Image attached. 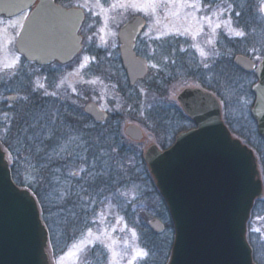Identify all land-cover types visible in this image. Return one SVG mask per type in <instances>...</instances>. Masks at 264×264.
<instances>
[{"label":"rangeland","instance_id":"obj_1","mask_svg":"<svg viewBox=\"0 0 264 264\" xmlns=\"http://www.w3.org/2000/svg\"><path fill=\"white\" fill-rule=\"evenodd\" d=\"M77 1L87 11V54L82 57V66L93 64L91 58L99 55L102 59L107 61L106 64L109 66V69L112 70L110 73L112 77L109 75L106 76L109 72L106 68H103L100 69L101 75L108 77L105 78L107 81L101 76L97 75V77H95L92 73L87 74L89 78L85 80L79 68H76L71 72L70 77H67L68 79H65L66 76L62 79L60 85L64 87L66 92L58 85L55 88L54 95L47 94L45 99L42 98V94L44 93V91L41 90L42 88L44 89L42 81L33 78L30 68L19 65L20 62L13 46L21 24V19H6L0 17V132L2 131L1 133H3L6 142L10 143V141L17 138L14 129H17L20 125L25 126L20 114L23 110H29L30 107L35 106L36 117L33 116V118L28 121H31L29 123L31 127H38L37 125L41 124L40 122L50 120L51 116H55V113L58 112L59 118L56 120H64V126L62 127L66 131L68 127H72L69 125L70 122L66 120L69 119V116L65 115L61 109L64 107L68 110L70 105H73L78 112V107H81L83 110L85 103L92 101L108 114L109 120L118 115L123 119L122 123L117 122L120 125L118 126L120 136L118 133L116 137L113 136L114 139L121 140L122 142L120 144L114 143L116 145H114L113 142L110 143L113 144L114 148H117L112 152H121L123 155L122 157L121 154L119 155L121 158L117 155V160H120L119 162L122 164L121 171L126 173L134 171L133 167L136 166V161L133 155L137 152L142 154L144 150L151 145H156L161 148V142L164 140L162 135L159 134L158 130L156 134L153 126L147 124L146 118L141 112L134 113L135 111L133 110L131 112V117H127L125 116L127 113L123 114L120 110L121 99L119 96L121 94L120 92H123L120 82L122 84L126 82L127 84V81L121 73L119 75L121 77L119 79L121 80L118 79L110 61L112 59L117 60L118 58L117 31L119 27L131 17L140 15L147 21L144 35L139 42V51L143 56L142 58L147 59L145 52L147 46L153 47V50H156L155 61H151L150 58V62L148 63V73L151 77L160 71L158 69L159 63L161 60H164L168 49L170 52L171 49H173L182 56L184 53L189 52L190 56H187V60L193 58L197 60L198 66L201 67V70H196L201 72L205 79L212 85L214 82L220 84L219 87H216V92L214 91L212 93L215 94L220 101L224 123L229 124L230 129L237 134V136L241 137L243 141L245 140L246 143L251 145L253 150L257 149L255 153L259 158V171L263 181V196L252 208L247 222V240L250 241L249 244L251 243L250 246L253 251V258L255 257V262L257 264H264V144L254 137L253 131L256 130V127L250 117V109L254 99L247 96L248 86L251 87L255 79L252 75L242 77L237 75V78H235L236 81L230 79V63L223 55V52H227L224 46V39L241 36L237 35V32L240 31L233 26L232 20L229 17L230 10H228V7H223V5L219 3L217 8V6L212 3L211 5L213 6L214 4V6L211 9L214 11L210 12L208 11L210 8L204 6L203 0ZM256 1L253 0V2ZM258 1L256 9L253 12H257L259 17L257 22H260V27L264 30V0ZM253 38L255 39L253 43L264 45V35L257 37L253 36ZM260 57V55H255L251 59L255 62H259L260 59H262ZM212 63L221 68L220 76L212 74L214 71L211 67ZM17 64L20 66L19 70L14 69ZM204 64H208V67L205 68L203 66ZM153 65H155V67H153ZM224 74L226 75L224 76ZM223 76L224 79H222ZM157 77L160 79V81H157L158 83L163 79L162 84H160L162 86L164 85V99L160 101L163 108H170V106L173 105L178 107L176 96L183 89L199 87V85L193 82L189 77L186 79L180 71L177 74V80L171 82L168 86L167 83L164 82L168 81L167 73L162 77ZM216 77H218V79L215 80ZM232 80L235 85H238V87H236L240 92L238 95L233 93V89H230ZM145 86L143 81L138 83L135 87H131V92L135 93L140 99L141 109H143L144 104L150 103V101H146ZM10 95L16 96L15 102H10L8 100V96ZM122 95H124V101L130 100L127 96L129 94L123 92ZM157 105L160 106L159 104ZM37 117L41 119L38 121ZM128 125H136L142 130V141L133 142L125 136L124 129ZM63 129L59 130V136L70 138L65 139L66 142H62L57 149L55 147L53 148L50 153L52 157L59 155L67 157L69 154L77 153L80 149L89 150L92 148V146L80 141L81 138L74 133L72 136L67 131V134L60 135ZM118 136L121 139H119ZM94 137H98L99 139L102 138L100 136ZM58 141L59 140H56V142ZM98 142L99 141L93 142V146ZM29 153L32 156L34 154L33 152ZM123 153H133V155L128 157ZM100 156L103 158V165L106 164L107 161L112 162L114 160V155L109 154L108 151H104ZM7 158L10 166V158L8 155ZM19 166L20 172L18 173V177L16 176L19 185L16 184V182L14 183L18 187L22 185L23 189L29 190L33 195V183L30 178L31 176L27 174L30 173V171L28 168L22 170L20 162ZM79 169L82 171V168ZM62 170L63 167L60 171L54 170V172L56 171V175H54L55 178L50 184L49 192L44 195V202L42 203L40 201L39 204L36 199L41 218L44 208L47 213V218L50 221L51 232L48 230V247L46 249L49 264L144 263L149 256L148 251L142 247V243L145 241L144 232L146 228L149 230L148 221L152 218V214H157L155 208L156 205L157 208L159 206L153 190L148 188V184L151 187L150 182H137L138 184H132L129 189L124 186L110 193L107 199L103 200V198H101L102 200L100 199V201L96 202L98 197L94 195L90 197L85 191L77 189L71 192L70 188H77L78 180H80V176H82L81 172H78L75 177L69 178L66 172L67 179L63 181L64 178L61 176ZM84 170H86L85 167L83 171ZM25 174H27L26 177ZM70 175L73 176V174ZM132 175L134 177V174ZM77 193L81 197L78 200ZM138 194H140V196ZM143 195L150 201L149 208L147 207V209L150 210V208H154V211H146L143 215H137L136 207L134 214L128 218L124 210V207L127 206L126 199L130 197L135 203L136 200L137 202H145V199H140ZM70 197H73L72 200L69 199ZM66 201L69 203H72V201L77 202L84 212L82 214L84 222L79 225L80 232L75 235L77 239L69 244L67 241L70 238L67 237L69 231H65V224L69 225L70 231H79V229L73 221L76 216L72 205L66 207ZM94 202H96L95 208ZM138 222H141L139 226H137ZM163 222L165 223V221ZM172 234L168 233L173 240ZM155 236L158 238V241H155V245L160 253L153 256L149 264H159L165 256V246L167 243L165 234ZM145 253H147L146 256L144 255Z\"/></svg>","mask_w":264,"mask_h":264},{"label":"water","instance_id":"obj_2","mask_svg":"<svg viewBox=\"0 0 264 264\" xmlns=\"http://www.w3.org/2000/svg\"><path fill=\"white\" fill-rule=\"evenodd\" d=\"M34 1L0 0V15L14 17L28 10ZM39 7L41 14L46 9L48 21L55 19L46 38L38 40L61 50L47 60L37 55L35 14H31L17 40L18 53L40 65L53 59L70 61L80 49L77 31L81 12L65 10L53 0H39ZM145 25L146 21L137 16L118 33L120 62L130 85L147 73L146 61L134 53L135 40ZM233 63L247 73L254 72L257 78L251 88L254 103L250 114L258 135L264 139V59L256 66L251 59L237 55ZM14 98L10 96L9 101ZM176 100L195 128L178 134L168 149L160 151L151 145L143 155L174 227L168 264H255L246 240V225L255 201L263 196L257 158L232 137L212 93L189 87ZM84 113L95 124L107 118L92 102L85 105ZM124 134L134 142L143 139L136 125L125 127ZM148 226L157 235L165 230L157 219ZM47 247L48 231L37 202L28 190L13 183L8 158L0 146V264H49Z\"/></svg>","mask_w":264,"mask_h":264},{"label":"trees","instance_id":"obj_3","mask_svg":"<svg viewBox=\"0 0 264 264\" xmlns=\"http://www.w3.org/2000/svg\"><path fill=\"white\" fill-rule=\"evenodd\" d=\"M258 2H259L258 0L256 2H253V0H203L204 6L209 7L210 10L208 11L210 12L214 11L211 9L214 6V4L217 6V8L219 3H221L223 7H228V10H230L229 17L232 20L233 26L236 29H238L240 32L244 33V35L241 37L224 39V46L227 52L226 51L223 52V55L225 56L226 59H228V62L230 63L229 64L230 79L235 80V78H237V75H239L240 77L248 75L234 66L233 58L236 55H243L249 58H252L255 55L264 56V45L260 43L258 44L253 43L255 41L253 36L257 37L264 35V30L261 29L259 24L260 22L259 21L257 22V19H259L258 14L256 11L253 12L256 9ZM212 3H214L213 6L211 5ZM236 13H239L240 15L237 16ZM187 56H190L189 52L184 53L182 56L179 52H175L173 49H171L170 52V50L168 49L164 57V60H161V62L159 63L158 69L160 71L156 73L157 75L154 74L151 77V75L148 74L147 79L144 80V83L146 85L145 86L146 98H147L146 101H150V103L144 104L143 109L140 108V103H141L140 99L135 95V93L131 92V87H128L126 82H124V84L120 82V86L123 92L129 94L127 96L130 98V100L124 101L125 100L124 95H122L123 92H120L121 93L119 96V98L121 99L120 110L123 112V114L127 113L125 114V116L127 117H131V112L133 110L135 111L134 113L141 112L142 115L146 118L145 120L147 124L153 126V128L155 129L153 130L156 132V134L158 130L159 134L162 135L164 139L161 142L162 149H165L167 146H169L173 142V138L178 133L192 128L193 124L182 113L179 107L173 105L170 106V108H163L161 106L160 101L164 99V85L163 86L160 85L162 84L163 79L161 80L160 83L157 82L160 81V79L157 76L162 77L165 73H167L168 81H164V82H166L168 86L171 82L177 80V74L180 71L181 73H183L186 79L187 77H189L193 82H196L200 87L210 92H214V91L216 92L215 90L216 87L220 86L218 82H214L213 85L210 82H208L205 79L204 75H202L201 72H198L196 70V69L201 70V67L198 66V63L196 62L197 60L193 58L187 60ZM179 60L181 63L179 62ZM110 61L114 69L115 75L118 77V79L121 78L119 75L120 73L122 74V72L119 67L118 58L117 60L112 59ZM211 67L214 69L212 74L220 76L221 68H219V66L213 63ZM111 71L112 70H108L109 74H106V76L109 75L110 77H112L110 74ZM225 75L226 74H224V76ZM106 76L102 75L103 79L108 78ZM224 76L222 79H224ZM216 79H218V77H216L215 80ZM236 87H238V85H235L232 80L230 89L231 90L233 89L232 90L233 93L238 95L240 92L238 91L239 90L238 88L236 89ZM247 92H248L247 96L253 98L249 86ZM157 104H159L160 106H158ZM75 109L76 108L73 105H70L68 110L64 107L61 109L65 115L69 116V119L66 120L70 122L69 125L72 127V128L68 127L67 128L68 130L66 131L62 127L64 126V120L63 121L56 120L57 118H59L58 112L55 113V116H51L50 120L40 122L41 123L40 125H42V127H31L29 124L31 121L30 122L28 121L31 120L33 116L36 117L35 106H32L30 107L29 110L26 109L20 113L22 117L21 118L22 122L25 123V126L20 125V127L14 129L16 132L15 135L17 136L15 140H12L10 141V143H7L5 137L3 136V133H1L2 131L0 132L1 133L0 144L10 158V170L14 182L18 184V181L16 180L17 179L16 176L18 177V173L20 172V166H19V162H20L22 170L28 168L30 171V173L27 174L31 176L30 178L33 183L32 191L36 199L38 200L39 204L40 201L42 203L44 202L43 201L44 195H46L49 192L50 184L53 182L55 178L54 175H56V171L57 170L60 171L62 167L63 170L61 172L62 173L61 176L64 178L63 181L67 179V177L68 178L75 177L78 172L79 173L81 172L82 174V176H80V180H78L79 182L77 183V188H70L71 192L80 189V191H85L87 194H89L90 197L91 195L98 197V200H96V202L100 201L101 198H103V200L107 199L110 193L115 192L124 186H126V188L129 189V187L132 184H138L137 182H144V181L150 182L151 187L148 184V188H151L153 190V193L156 195L157 203L159 205L158 208L157 205L155 208L157 214L156 213L152 214V216L158 217L159 219L165 221V226H166L165 237L167 243L165 246V253H164L165 256L164 259H162L159 263V264H166L172 246V239L168 235V233L170 234L173 233V226L168 218L166 206L153 186L151 177L149 176L147 168L143 163L141 153L137 152L135 155H133V153L132 154L123 153L126 154L125 156L128 157L133 155L134 160L136 161V166L133 167L134 171L130 173H126L121 171L122 164H120L119 162L120 160H117V155L119 156L121 154L122 157L123 156L122 153L112 152L113 150L117 149L113 147V144L114 143L120 144L122 142L121 140L114 139L113 136L116 137L117 133L119 135L118 126L120 125L117 122L122 123L123 119L120 117V115H118L119 117L118 116L113 117L110 120L108 117L106 120L107 122H105L103 125L96 126L92 124L90 119L83 114L81 107H78L77 109L78 112ZM226 125L230 129V125L227 123ZM62 129L63 131L60 132V135H65L69 132L73 136L74 133L81 138L80 141H82L84 144L92 146V148L89 150L80 149L78 150L77 153L69 154L67 157H65L64 155H59V156H53L54 157L53 158L52 155L50 154L53 148L55 147L57 149V147H59V145L62 142L63 143L66 142L65 139L70 138V137L65 138L59 136V130ZM231 132L235 134L232 130ZM35 133H39V135L37 136L35 135ZM253 134L255 139H258L261 142L256 131H253ZM50 135L51 137L53 136L52 139H49ZM235 135L237 136V134ZM94 136H100L102 138L99 139L98 137H94ZM119 136L118 138L121 139ZM25 137L28 138L27 142L25 141ZM237 137L242 139L239 136ZM56 140L59 141L56 142ZM41 141H43V143H41ZM95 141L96 142L99 141V142L93 146L92 143ZM112 142L113 144H110ZM246 144L249 147H251V145H249L248 143ZM104 151L105 152L108 151L109 154H113L114 160L112 162L107 161L106 164L103 165L102 164L103 158L100 155ZM254 151L257 152V149H254ZM29 152H33L34 153L33 156ZM121 157L119 156V158ZM84 167L86 168V170L83 171ZM79 168H82V171H80ZM55 169L56 171L54 172ZM66 172H67V177H66ZM27 174H25V177L27 176ZM70 174H75V175L71 176ZM132 174H134V177ZM20 187L23 186L20 185ZM138 195L140 196V194ZM139 196H138V200H139ZM72 198L73 197H70L69 199L72 200ZM142 198L145 199V202L143 201L138 202L139 213H137V215L139 214L143 215L146 211L151 212V210L154 209V208H150V210H148L147 207L149 208L150 201L144 195L140 197V199ZM96 202H94V208L96 207ZM69 205H72L73 211L75 212L76 217L75 219H73V221L79 229V225L83 224L84 222L82 218V214L84 212L81 210L77 202L72 201V203H69L68 201H66L65 206L67 207ZM42 212H43L42 218L44 224L46 225L49 232H51L50 221L47 218V213L44 210V208ZM140 224L141 222H138L137 226H139ZM65 225H66L64 228L65 231L66 230L69 231V235L67 234V237H70L67 240L69 244L75 241V239H77L75 235L80 232V229L79 231H75V230L70 231L69 225L68 224ZM144 233H145L144 235L145 241L144 243H142V247L148 251L149 256L146 259V261L142 264H149L151 258L157 255L158 253H160L159 249H157L155 245V241H158V238L147 228Z\"/></svg>","mask_w":264,"mask_h":264},{"label":"flooded vegetation","instance_id":"obj_4","mask_svg":"<svg viewBox=\"0 0 264 264\" xmlns=\"http://www.w3.org/2000/svg\"><path fill=\"white\" fill-rule=\"evenodd\" d=\"M53 2L55 5L60 6L65 10H76L78 12H81V14H82V21H81V24H80L79 29L77 31V36L80 37V50L67 63L63 64V63L59 62L57 59H53L52 62H50L49 64H43V65L38 64L36 61L28 62L22 56H20L16 50V47H15L16 40L20 34L21 28L23 27L25 20L29 17L30 14H35V16H34V35L37 38V39L35 38V40L37 42V45H36L37 55L39 57H43L44 60H47V59H49L50 54L57 53L58 51L61 50V48L52 47L49 44H45L44 42H40L38 40V38L41 36L43 38H46V36H47L46 31H47V29L52 27V25L54 24V19H55V17H54V18L50 19V20H52V22L48 21V19H47L48 15H47L45 8L42 11L43 14L40 13V10H42V8L39 7V0H35L32 7L28 11L20 14L17 17L11 18V19H15V18L21 19V24H20L19 30L17 32L16 39L14 40V43H13L14 49H15L17 56H18V60L20 62L19 65H24L26 68H30L33 78L35 80L42 81V83L44 85V89L42 88L41 90H43L45 93V94L44 93L42 94V98H44V99L47 97L46 96L47 94L48 95H54V91H55L56 86L59 85L60 88L62 87L64 89V87L60 85L62 82V79L65 76H66L65 79H68L67 77H70L71 72L73 70H75L76 68H79L80 73H81V75H83L85 80H86V78H89L87 74L92 73V75H95V77H97V75L102 77V75L100 73L101 72L100 69L106 68L107 70H110L109 66L106 64L107 61L102 59V57L99 55H96V57L91 56L92 57L91 60H92L93 64H88V66H82L83 65L82 64V57L87 54V49H86V43H87V32H86L87 11H86V9L77 0H53ZM3 18H5V17H3ZM122 26H120L118 31H117V41H118V33H119V30ZM145 29L146 28L141 30V32L139 33V35L135 41L134 52H135L136 56L140 57V58H142L143 56H142L141 52L139 51V47H140L139 42L144 35ZM145 52H146L148 60L146 58H143V59L147 63L150 62V58H151V61L155 60L154 58L156 55L155 54L156 50H153V47L147 46V48L145 49ZM142 53H143V51H142ZM118 54H119V43H118ZM262 59H260V61ZM118 62H119V57H118ZM15 67L16 68H14V69H16V70H19V68H20V66H18V64ZM121 72H122L123 76L125 77V74L123 73V71H121ZM148 72H149V69H148ZM92 78H93V76H92ZM145 79H147V78H145ZM125 80H126V77H125ZM141 82L142 81H140L138 83H141ZM64 91H65V89H64ZM13 102H15V101H13ZM126 200H127L126 201L127 206L124 207V210H125V214L129 218V217H131L132 214H134L137 206H136L135 201L132 200L130 197Z\"/></svg>","mask_w":264,"mask_h":264},{"label":"snow or ice","instance_id":"obj_5","mask_svg":"<svg viewBox=\"0 0 264 264\" xmlns=\"http://www.w3.org/2000/svg\"><path fill=\"white\" fill-rule=\"evenodd\" d=\"M236 15H237V16H239L240 14H239V13H236ZM237 35H238V36H243V35H244V33H243V32H237ZM202 55H203V53H202ZM203 66H204L205 68H207V67H208V64H204ZM153 67H155V65H153ZM41 87H42V86H41ZM40 119H41L40 117H37V120H38V121H39ZM37 126H38V127H42V125H40V124H38ZM9 127H10V125H9ZM35 135H37V136H38V135H39V133H35ZM27 139H28V138H27V137H25V141H26V142H27ZM49 139H52V137L50 136V137H49ZM41 143H43V141H41ZM73 175H75V174H73ZM76 195H77V198H78V199H80V198H81V197L79 196V194H78V193H77ZM138 255H139V254H138ZM144 255L146 256V255H147V253H145Z\"/></svg>","mask_w":264,"mask_h":264}]
</instances>
